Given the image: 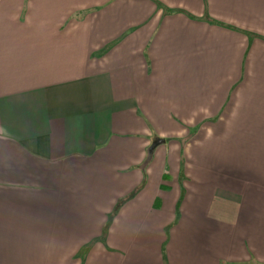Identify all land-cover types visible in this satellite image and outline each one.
Returning a JSON list of instances; mask_svg holds the SVG:
<instances>
[{
    "label": "crops",
    "instance_id": "obj_1",
    "mask_svg": "<svg viewBox=\"0 0 264 264\" xmlns=\"http://www.w3.org/2000/svg\"><path fill=\"white\" fill-rule=\"evenodd\" d=\"M0 264H264V0H0Z\"/></svg>",
    "mask_w": 264,
    "mask_h": 264
},
{
    "label": "water",
    "instance_id": "obj_2",
    "mask_svg": "<svg viewBox=\"0 0 264 264\" xmlns=\"http://www.w3.org/2000/svg\"><path fill=\"white\" fill-rule=\"evenodd\" d=\"M164 144V141L163 140H160V139H156L154 140L150 147L148 148L147 150V159H146V162L150 160L154 150L159 147L160 145Z\"/></svg>",
    "mask_w": 264,
    "mask_h": 264
},
{
    "label": "trees",
    "instance_id": "obj_3",
    "mask_svg": "<svg viewBox=\"0 0 264 264\" xmlns=\"http://www.w3.org/2000/svg\"><path fill=\"white\" fill-rule=\"evenodd\" d=\"M170 13V12H169ZM128 199H125L123 202H126ZM119 206V205H118ZM178 207V206H177Z\"/></svg>",
    "mask_w": 264,
    "mask_h": 264
},
{
    "label": "rangeland",
    "instance_id": "obj_4",
    "mask_svg": "<svg viewBox=\"0 0 264 264\" xmlns=\"http://www.w3.org/2000/svg\"><path fill=\"white\" fill-rule=\"evenodd\" d=\"M168 144V143H167ZM164 149V148H163ZM165 149H166V147H165ZM167 180V179H166Z\"/></svg>",
    "mask_w": 264,
    "mask_h": 264
}]
</instances>
